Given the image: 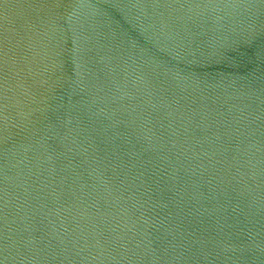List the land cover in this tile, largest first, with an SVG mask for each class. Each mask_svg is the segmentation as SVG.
I'll return each mask as SVG.
<instances>
[{"label": "water", "instance_id": "95a60500", "mask_svg": "<svg viewBox=\"0 0 264 264\" xmlns=\"http://www.w3.org/2000/svg\"><path fill=\"white\" fill-rule=\"evenodd\" d=\"M0 264H264V0H0Z\"/></svg>", "mask_w": 264, "mask_h": 264}]
</instances>
